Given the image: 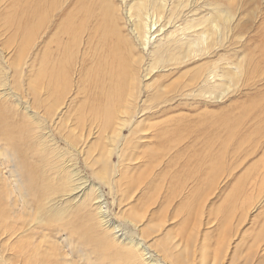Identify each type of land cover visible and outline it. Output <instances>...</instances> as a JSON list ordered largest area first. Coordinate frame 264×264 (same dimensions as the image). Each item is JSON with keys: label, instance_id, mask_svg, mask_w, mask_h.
<instances>
[{"label": "rangeland", "instance_id": "obj_1", "mask_svg": "<svg viewBox=\"0 0 264 264\" xmlns=\"http://www.w3.org/2000/svg\"><path fill=\"white\" fill-rule=\"evenodd\" d=\"M44 2L37 20L38 0H0V264H133L128 247L140 243L154 264H205L219 239L209 211L238 186V233L255 239L264 226V0L151 1L140 15L158 24L146 50L140 0ZM69 13L76 39L58 36ZM200 37L209 54L182 60ZM59 43L68 83L59 81L57 101L51 74L40 72L56 71ZM111 44L141 62L144 82L113 144L114 128L103 132L89 112L97 94L87 80L119 67L106 57ZM159 61L167 68L144 78ZM194 73H212L216 87L200 89Z\"/></svg>", "mask_w": 264, "mask_h": 264}, {"label": "bare ground", "instance_id": "obj_2", "mask_svg": "<svg viewBox=\"0 0 264 264\" xmlns=\"http://www.w3.org/2000/svg\"><path fill=\"white\" fill-rule=\"evenodd\" d=\"M151 1L155 3V4L153 3V6H155L158 2H163V4H164L165 0H140V4L137 8V9H140L139 18H140V15L143 13L144 9L147 7V4L151 3ZM51 3L53 4V1H51ZM54 6H56V4H54ZM44 7H45L44 0H38V4L34 8L32 15L30 14V16L34 17V18H35V16H38V17L41 16V18H38L37 20H43V18H44V15H43L44 14L43 13ZM65 16H66V19H65L66 23L61 25V31H58V36L59 35L61 36V34H64V36H66L70 39H73V38L76 39L77 36L75 33H73L74 32V31H72L73 26L71 24V22L73 20V15L71 13H69L68 15H65ZM150 16H151V14H150ZM147 18H149V16ZM147 20H144V19L142 20L140 18L138 20L139 22L137 23L138 26L136 25L137 28L135 27L137 29V34H138L137 38H140L139 40H142V42L140 41L141 42L140 43L141 48H144L145 50L149 47V45L151 43L154 42V39H152V36L155 34L154 32H155L156 25H158V24H156V22H153V23L151 22V24H150V20L149 19H147ZM79 22H81V21H79ZM79 25H81V24H79ZM108 25H110V23ZM26 26H25V28H26ZM37 26H40V23H38L35 27H37ZM35 27L29 28L30 30L26 33L25 39H27V38H28V40L31 39V37L33 36V33L35 34V31H36ZM77 29H79V31L81 30V28H77ZM184 29L186 31L190 30L189 27H185V28H183V30ZM73 30H75V29H73ZM101 30H103V29H101ZM105 30H107V29H105ZM185 30H184V32H185ZM79 31H78V33H79ZM82 31L83 30H81V32ZM157 31H159V30H157ZM103 32L106 33L105 31H103ZM109 32H110V30H109ZM112 32H113V30H112ZM110 34H111V32H110ZM103 35H105V34H103ZM176 35L172 34L171 37L169 36L168 41H170V38L175 40ZM186 35H184V34L182 35V33H181L180 38H181L182 42L178 39L179 37L177 38L181 42V44L183 42H187V41H184L182 39V38L187 39ZM107 36H109V35H107ZM204 36H206V38H207L210 35L208 36L207 34H205ZM108 38H110V36ZM56 39H58V38H56ZM110 40H109V42H110ZM207 40L210 41L208 38H207ZM190 41H192V39ZM203 41H206V40H204V38H203V40H202V38L201 39L198 38L196 42L194 40V42H192L190 44H191V47L195 46V48H192V49L190 48V50L188 49L189 52L184 53V55H181L179 57L182 60H190L192 58L194 59V58H197L200 56H205V55L209 54L208 52L205 51L206 48L204 49V48H202V46L199 47L200 45H204ZM105 42L107 44V40L106 41L104 40L103 43H105ZM160 43H161V41H160ZM59 45H60V43H59ZM113 45L111 44V46H112L111 48L108 45V48H107L108 54L106 55V57H108V58L111 57L113 59V61L118 62L119 67L112 72L110 71L111 73H105V74H101V75H99V73H96V72L91 70V71H89V74H88V75H90L89 79H87V80H89L88 85L90 86L92 84L93 89L96 91V94H97L96 98H95V102L93 103V106L90 108L89 112L94 116V119H96V121L100 122V125L102 126L101 130L103 132H108L110 129L114 128L113 132L111 134V139H109L111 144H113L112 142H114V140L118 139L121 136L120 135L121 130L123 129L125 123L127 122V119L125 117L126 116L128 117L130 115L132 116L133 114L138 112V107L135 108V102H137L138 97L140 96V85L144 84L143 80H140V75H141L140 64H141V62H137V60H135L133 58L135 56H133V57L131 56V58L134 59L133 60L134 63L136 64V67L132 66L133 63L130 64L131 60L126 59L127 58V57H125L126 55L124 56V54L119 49L120 48L119 44H117V46H115V44H113ZM58 48L61 49L62 54L58 60V63H57L58 65L56 66V68H54V69H56V71L54 73H52V69H49L47 67L42 71L44 73V75L42 74V72H40V77H46V76L49 77V75L51 74L50 75L51 80H50L48 90H49L50 94L52 93L53 95H55V94L59 95V96L55 95L56 96L55 98H57V101L60 100L61 96L63 97V95H62L63 92L61 93L59 91H55L59 87V81L62 82V80H63L66 82V84L68 83L67 70H66L67 59H65L67 47H62L60 45ZM70 50H69V52H70ZM193 52H195V55H193ZM133 54H134L133 50L131 49L130 55H133ZM70 57H71V55H70ZM176 58L172 57L171 59L168 60V62H170L171 60L178 62L179 61L178 57H176ZM201 58H203V57H201ZM141 60H142V62H144L143 59H141ZM47 61L48 60H44V63ZM182 62H184V61H182ZM68 63H69V61H68ZM162 63L163 62L159 61L154 68L148 69L147 73L145 72L146 74H145L144 78L150 79V77L156 71H161V70H164L165 68H167L164 66L161 67ZM129 68H130V70H129ZM46 69L48 71H46ZM239 69L240 68H238V70ZM220 77H222V76H220ZM235 78H237L236 75L232 80H234ZM215 80L216 79L214 78V75L212 73H209L207 77L204 75L200 76V75H198V73H194L193 78H192V81H199L200 89L206 88V87L215 88L216 84L215 85L209 84V83L215 82ZM53 84H54V86H53ZM145 87L147 89L148 88L151 89L149 85L145 86ZM163 89H164V87H163ZM58 90H59V88H58ZM141 90H143V87ZM165 90H163V91H165ZM221 100H222V98H221ZM239 123L241 124L242 122H239ZM230 130H232V129H230ZM230 130H229L230 134H234ZM240 140H242V139H240ZM106 155H107V153H106ZM109 155H108V157H110ZM239 188L240 187L238 186L236 194H234V193L229 194L226 197V199H224L222 201V204L220 205V207H218L215 211L210 210L209 211L210 215L207 214L209 216L207 219V224H211V225L215 226L214 231L219 232V239H218V244L215 247V250L213 253L214 259H213V257H210V255H206L207 253H211L210 248L207 247L206 252L204 250V252H205L204 255L207 257V259L205 257V264H264V226L262 227V229H260V231H258L255 239H253V237H252V239H249V240L245 239V236L240 235V232L238 233V230H239L238 228L240 227V225H242L244 223L243 218L242 219H236V211H235L236 210L235 207L237 206L236 196H237V194L240 193ZM103 206H104L103 203L100 201L98 203V208L101 210L100 212H102V210L104 208ZM99 215H102V214H99ZM97 219H99V220H96L97 222L99 221V224H97V227L100 228L101 225H103V220L101 219V217H97ZM105 219H107V218H105ZM236 220L238 221V224H237V227L235 228L234 224H235ZM106 234L109 236L108 233H106ZM239 236H241L240 240H239ZM113 241H114V243L116 242L115 240H113ZM135 244H137V243L135 242ZM206 244H208V246L210 247L209 243H206ZM128 250H129V252L132 251L130 253L131 256L129 258H130V260H132L133 264H154L153 263L154 262V255L148 253L149 252V251H147L148 249L147 248L145 249L142 243H140L138 245L131 244L128 247ZM229 250H230V252H229ZM146 251H147V254H146ZM147 255H149V256L146 257ZM177 263L181 264L180 261Z\"/></svg>", "mask_w": 264, "mask_h": 264}]
</instances>
